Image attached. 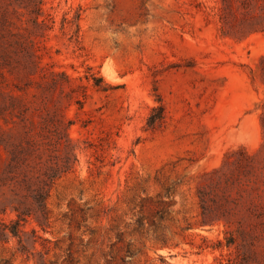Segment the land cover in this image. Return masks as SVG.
<instances>
[{"label":"rangeland","instance_id":"rangeland-1","mask_svg":"<svg viewBox=\"0 0 264 264\" xmlns=\"http://www.w3.org/2000/svg\"><path fill=\"white\" fill-rule=\"evenodd\" d=\"M44 3L53 29L35 31L32 8L0 0V264H264V240L220 246L223 223L198 226L197 196L229 150L261 147L264 32L223 35L220 0ZM30 40L43 89L24 93L15 43ZM91 73L114 89L96 91ZM58 164L71 169L43 219L26 182ZM15 207L32 213L18 236Z\"/></svg>","mask_w":264,"mask_h":264},{"label":"trees","instance_id":"trees-1","mask_svg":"<svg viewBox=\"0 0 264 264\" xmlns=\"http://www.w3.org/2000/svg\"><path fill=\"white\" fill-rule=\"evenodd\" d=\"M25 4V8H32L31 19L35 31L53 29L49 24L52 18L45 15L44 0H20ZM221 6L217 8V14L221 24V32L225 36H232L236 40L246 39L254 34L264 32V0H220ZM43 18V19H41ZM80 16H77L76 28L74 32L78 38L80 27L78 24ZM65 18V25H74V22ZM16 53L26 63L19 62V70L23 71L27 78L25 87L19 90L28 93L31 88L43 89V85L35 82L39 65L34 55L29 54L28 49L35 46V42L17 41ZM37 58V56H36ZM261 82L264 85V55L260 60ZM47 73L41 75L45 79ZM57 76H61L65 82L69 83L71 78L66 72H50L51 83L60 86ZM89 81H93L92 86L98 92H109L114 89L106 83L102 76L91 73L87 76ZM49 91V89H47ZM159 104L152 109V113L147 121V130L155 132L166 122L167 112L165 105L158 100ZM263 112L260 114L263 131V142L260 149L252 153L245 147L229 150L222 161V164L210 172L202 175L203 181L197 187L199 199L200 220L198 226L212 227L218 223H223L225 230V244L220 242V246L231 247L235 245L237 238H249L252 245L264 240V101H262ZM34 144V151H37L35 140L29 141ZM71 169L68 165H56L49 170L40 169L26 182L34 210L41 213V218H46L48 211V199L53 185L63 174ZM17 219L13 223L11 233L18 236V229L23 220L32 216L31 211H21L15 207ZM40 219V217H38ZM237 228L234 230V227ZM7 229V227H6Z\"/></svg>","mask_w":264,"mask_h":264}]
</instances>
